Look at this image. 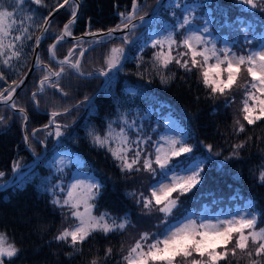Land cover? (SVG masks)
Segmentation results:
<instances>
[{
	"label": "trees",
	"instance_id": "1",
	"mask_svg": "<svg viewBox=\"0 0 264 264\" xmlns=\"http://www.w3.org/2000/svg\"><path fill=\"white\" fill-rule=\"evenodd\" d=\"M139 1L141 0H138V3ZM62 2L63 0H43V5H35L31 0H26L23 10L18 15L21 19L27 15L34 17L33 21L25 19V26H29L32 39L23 41V56L20 61H13L11 68L2 66L0 69L5 75V79L0 80V90L5 89L10 81L18 82L28 70L34 54L35 38L40 33V25H43L44 18L50 14V11ZM201 2V8L211 12L214 27L222 38L226 36L236 41V38L232 37L243 29L242 25L245 21L251 22L253 28L261 31L264 29V11L254 10L240 0H201ZM256 2L264 4V0H256ZM6 3L11 5L13 0H6ZM178 3L179 6L176 8L179 11L183 3L181 0ZM132 4L133 0H82L81 10L73 28L83 32L89 26L93 30L105 31L118 24L121 20L119 13L131 11ZM173 4H176L174 0H168L163 12L168 10L167 13L173 15L169 10ZM70 17L67 8L57 14L52 19L47 39L40 47L39 58L44 55L47 59L45 63L51 68H55L54 65L57 63L50 58L46 47L61 33V26ZM242 40L245 41L244 36ZM151 44L142 47V40H139L130 46L121 70L112 74L107 87L81 120L74 126H69L68 133L55 142L53 150L37 160L35 166L24 176L0 187V231L6 233L10 241H14L21 249L19 256L13 258L11 264H90L93 259H97L99 264H123L122 256L126 254L128 248L139 239L141 233L153 230V228L149 230L150 224L158 222V218L162 219L163 213L157 210L149 212L139 207L138 201L143 192L140 193L138 186L140 175L144 171L131 173L122 171L119 162L107 148L92 143V136L89 133L95 132L103 136L109 132V129L113 130L116 139L110 141V146L119 150L122 145L117 134L123 129L127 136H131L129 141L132 151L128 152L130 159L136 149L142 147L143 141L139 140L138 136H142V132H151L155 137L163 126V114L167 113L174 115L191 136L190 141L193 143L191 160H197L199 157L206 160L201 183L180 197L178 202L181 204L180 211L164 221V225L177 221L192 210L200 212L206 207L212 211L226 210L249 201L253 211L261 214L257 227L264 228V184L257 179L259 170L264 166V121L248 125L243 120L241 112L244 85L250 77L246 74L245 78L237 81L239 93L236 99L230 94L233 89L226 96L217 95L213 98L209 95L210 89L203 85L201 78H196L194 71L187 73L173 61L164 75L171 76L174 73L175 76L167 83H163L153 66L154 56L161 49L153 48ZM66 45V41L58 44L56 53L65 49ZM178 50L174 46V56L177 55ZM163 51L167 52V46ZM94 52L95 48H92L84 56ZM35 77L36 73H33L30 81L16 96L17 102L26 107L29 118L27 129L40 127L49 119L46 110L38 111L34 108L32 110L30 107L33 97L27 95L26 89H31L28 87L35 81ZM96 78L69 75L62 79L64 82L59 86L67 90L68 88L64 86L72 87L68 82L78 83L77 90L93 88L91 96L100 87V83L96 88L93 87ZM129 85L135 86L136 94L133 96L125 92ZM24 91L26 97L23 95ZM46 91V93L57 91L59 95V91L55 88L47 86ZM40 95L41 93H37V99H41L42 95ZM65 97L70 98L69 95L61 96L64 99ZM76 109L77 107L70 112ZM237 120L245 125L244 132L236 131ZM121 124H125L126 128H121L123 126ZM21 132L22 129L17 122H12L5 131L0 132V171L10 172L17 154H21L24 161L34 160L29 150L23 148L24 145L20 140ZM133 141L139 143H131ZM242 142H246L245 146L239 149L238 156L233 157L234 146ZM209 144L213 146L211 152L206 147ZM38 145L37 149L43 151V146ZM68 148L83 159L84 169L95 172L101 179L103 187L94 201L95 212L98 215L109 214L117 223L125 218L130 222L122 232L116 231L107 235L93 233L83 245L78 246L81 251H76L70 244L55 239L64 228L74 226V218L71 217L69 209L53 203V200L60 198L62 194L61 186L56 183L57 180H54L61 175V172L66 171L63 176L66 184L64 188H66L72 170L55 168L52 166V158L56 150ZM175 164L177 162L173 165ZM159 174L164 176L159 169L152 174L153 177L155 176L154 179L145 184L148 188V196L152 183L162 178ZM173 195L177 196L178 193ZM154 216H157L156 220L153 219ZM164 225H158L156 232L153 233H159ZM108 248L112 249V255L105 259V251ZM5 264H8L7 260ZM220 264L226 262L221 261ZM228 264H247V260L245 258L237 261L229 257Z\"/></svg>",
	"mask_w": 264,
	"mask_h": 264
},
{
	"label": "snow or ice",
	"instance_id": "2",
	"mask_svg": "<svg viewBox=\"0 0 264 264\" xmlns=\"http://www.w3.org/2000/svg\"><path fill=\"white\" fill-rule=\"evenodd\" d=\"M246 6L256 10L264 11V4H258L256 0H240ZM35 5H43V0H31ZM26 0H13L11 5L6 3V0H0V64L9 68L13 67V61H20L23 56V41L32 39L29 33V26H25V19L33 21L32 15H27L21 19L18 15L23 10ZM69 5L71 8V19L64 24L61 33L55 37V43L49 45L50 58L55 61L59 70L52 69L49 65L43 64L39 57L36 58L35 66H42L45 75L39 80V93H43L45 86L57 89L63 96H67L59 86V80L62 76L68 74L67 70L83 77H92L94 75L111 78L110 74L118 72L123 66V61L126 59L125 48L114 46L109 50V53L104 58L106 67L95 69L94 72H85L82 68L81 61L88 49L81 47L75 59H73L75 48L70 49L63 59H57L56 47L67 37L72 35L71 25L75 23L76 14L80 7L79 0H63V3L58 4L57 10ZM179 6V5H177ZM138 0H133L132 9L128 13H119L121 17L120 24L113 28L107 29L106 32L98 30L96 33H88L89 35H106L112 37L114 33L128 29L129 32L135 30L139 25L136 23L137 12L139 10ZM51 15V13L49 14ZM48 17L44 18L43 33L48 32ZM143 23L144 16L138 17ZM195 17L192 15V10L188 11L183 19L176 26L179 29H188L193 24ZM205 34H208L207 36ZM177 32L175 30L169 32L161 39L153 40L151 46L160 48L154 56L153 66L156 74L160 75L161 82L167 83L169 79L174 78L175 74L165 76V70L169 69V65L175 61V64L183 68L185 72L191 73L197 70L205 87L210 89L211 97L226 96L234 85L237 84L238 77L242 69L246 71L250 81H246L244 85V98L242 100L241 112L243 120L248 125H255L258 121H264V44L259 48L250 49L246 54L234 52L232 47L225 45L218 48L215 40L210 36V29L205 27L200 31L187 30L182 39L177 41ZM42 37L35 39V44L38 47ZM124 42H129L128 36H124ZM97 44L100 41H96ZM167 46V52H164V47ZM174 46L176 49L183 48L185 51H178L177 55H173ZM187 57V59H185ZM214 60V63H209ZM223 66V67H222ZM26 78V77H25ZM5 76L0 71V80H4ZM24 80L19 82L13 80L9 88L0 90V104H8L11 101L10 107L16 109L18 105L13 101V96ZM7 92V95H5ZM32 97L37 106L39 100L36 99L37 92L32 93ZM88 99V98H86ZM227 102V101H226ZM71 109L65 108L62 111H52L49 124L44 125L47 129L54 125V131L48 132V135L61 137L63 129L67 125H62L56 118L70 112ZM19 112L24 115L25 126L27 123L26 109L19 108ZM4 117L0 116V122L4 121ZM238 128L237 132H244L245 125L236 121ZM34 130L32 135H35ZM92 136V143L98 147L107 148L111 152L115 160L120 164L122 171L131 173L133 171H147L155 174L158 166L165 178L168 172L172 171L170 165L174 157H181L185 154L193 153V146L187 141L177 139L175 137L166 138L167 148L157 144L154 158L152 153H142L138 148L134 155L129 159L128 152L132 151L130 141L122 129L117 135L120 138L119 150H115L110 146V141L115 140L111 132L106 135L99 133H89ZM29 136L25 131L24 142L27 144ZM131 143L138 144V141ZM147 143V141H145ZM246 142L236 144L232 152V156L239 155V149L245 146ZM30 146V145H29ZM209 152L212 151V145H206ZM144 159L141 160V156ZM63 163V161H61ZM20 168L19 162L13 165L14 171ZM203 166L198 165L191 169L189 174L184 176L173 175L171 183H160L151 188L150 195L145 196L140 194L142 207L149 212L153 209L163 213V220L166 222L173 215V210L177 208L181 196L190 192L193 188L199 185L203 179ZM5 173L0 171V177ZM261 184H264V166L259 170L257 177ZM102 184L91 181L86 182L77 180L71 184L65 199L56 198L53 203L61 208L67 207L71 217L75 218L77 223L70 228H64L55 237L57 241H63L70 244L76 251H81L78 247L93 234L108 233L116 231H124L129 226V220L123 219L117 223L109 214L94 215L92 209L95 208L94 201L100 195ZM61 191H64L62 188ZM173 193L178 195L173 198ZM81 205L84 206V211H80ZM261 214L255 211H246L243 214L231 216L230 218L206 219V218H186L175 226H166L159 233L143 232L139 239L131 245L126 254L122 256L123 264H220L225 261L228 264V258L236 257L237 253H241V259L247 260V264H264V228H258ZM111 220V222H109ZM232 245L229 248V245ZM220 249V250H218ZM21 249L18 248L14 241L10 242L6 233L0 232V264H11L13 258L18 257ZM72 255V253H68ZM112 255V249L108 248L105 251V259ZM90 264H99L97 259H93Z\"/></svg>",
	"mask_w": 264,
	"mask_h": 264
},
{
	"label": "rangeland",
	"instance_id": "3",
	"mask_svg": "<svg viewBox=\"0 0 264 264\" xmlns=\"http://www.w3.org/2000/svg\"><path fill=\"white\" fill-rule=\"evenodd\" d=\"M82 1V0H81ZM168 0H165L164 2V6H166ZM180 0H174V2L176 4H173V7H169L171 10V14L173 15H169L168 10L166 12H163V8L161 9V11L158 14V17L156 18V20L148 25H145L141 28H137L136 31L134 32H129L127 31L125 34H123L124 36H128L129 38V42H124L123 41V37L121 36H116V39L112 40V41H107L105 42V44H99L95 46V52L92 54H89L85 57L84 61V65L82 66L83 70L85 72H90V71H94L95 69L101 68V67H106V65L104 64V58L105 56L109 53V50L114 47V46H123L125 48V55L128 53L130 46L136 44L139 40H142V44L144 46H147L148 44L152 43L153 40L155 39H161L163 36L167 35L169 32L175 30L177 32V36L176 39L177 41L181 40L183 35L186 34L187 30H191V31H200L201 29H203V27H205V22H207V27L210 29V36L213 40H215L217 47L218 48H222L225 45L232 47L234 52L239 53H244L246 54L250 49H255V48H259L260 46H262V44H264V29L261 31L257 28H253L251 27V22L245 21V23L242 25V30H240V32L236 33L232 38H236V41L230 40L229 37L224 36L222 38L221 34H219V32L216 30L215 23H213L212 20V15L211 12H209L206 9H202L201 8V0H181V2L183 3V6L181 8V10L178 11L177 5H179ZM157 0H141L139 1V10L137 12V18L139 16H143L145 14H147V12H149L151 10L152 7H154V5L156 4ZM69 11V13L71 14V8L69 7V5L66 7ZM192 10V15L195 17V20L193 21V24L189 26V28L186 29H179L176 26L179 24V22L183 19V17L185 15H188V11ZM130 12V11H129ZM128 13V12H125ZM172 16V17H171ZM176 17V18H175ZM159 21V24L155 26L156 22ZM121 20L119 21L118 24H120ZM26 25V23H25ZM117 25V24H116ZM115 25V26H116ZM114 26V27H115ZM164 26H168V27H164ZM61 26V30H62ZM113 28V27H110ZM98 30H92V32H96ZM149 35V36H148ZM206 36L208 34H205ZM148 36V37H147ZM243 36H244V40L243 41ZM67 39V38H66ZM64 40L67 42V45L65 47V49H63L62 51H59L56 53V57L57 59H63L68 51L70 49H73L75 47V45H80L82 47H84L85 44L89 43V42H94L96 41V39L90 40V39H86V41H80V40H73L72 42L68 41V40ZM104 39V38H102ZM238 39V40H237ZM85 40V39H84ZM64 41H62L64 43ZM61 42V43H62ZM52 43V42H51ZM51 45V44H50ZM101 45V46H100ZM139 48V46H138ZM46 51L47 53H49L48 49H49V45H47L46 47ZM80 47H77V49L74 52V56L73 59H75L76 54L79 53L80 51ZM178 51H184L183 48H180ZM64 53V55L62 56V54ZM185 59H187V57H185ZM40 60L43 61V64L47 65L45 62L47 61L46 57H44V55L40 56ZM209 63H214V60H210ZM23 65H27L26 63H23ZM2 66L7 67L3 64H0V69L2 68ZM55 68H52L54 70H59V66L54 65ZM66 67V72H68L67 75L62 76L59 80V84H62L64 81H62V79L64 77H67L69 75L74 76V72H70L67 70V66ZM223 67V66H222ZM8 68V67H7ZM22 70V69H21ZM196 78H201L199 74V72L197 70H193ZM36 73V77H35V81L32 82V84L28 87L31 89H26V91L28 92V94H30V96L32 95L33 92H37L39 93L38 89H39V80L46 74L45 71L43 70V67L41 66L39 68V70H35ZM115 72L111 73L114 74ZM246 71H244L242 69L240 76L238 77V81L241 78H245L246 77ZM77 75V74H75ZM5 76V75H4ZM78 77H81L79 75H77ZM75 77H73L74 79ZM77 78V77H76ZM83 78V77H81ZM96 84L93 86L96 88V86L101 83V78H96ZM250 81V78H249ZM11 82V81H10ZM8 82V85L6 86L5 89L9 88V86L11 85V83ZM10 83V84H9ZM68 84H70L72 87L69 88L67 86H64L66 88H68L67 90H64V92L67 93V95H69L70 98H61V96H63L60 92H58L59 95H57V91L54 92H48L46 93V88L47 85L45 86V93H41L42 97L41 99L38 98L39 100V106H37L34 102V99L32 101H30V107L34 109H37L38 111L42 110H46L48 112V117L49 119L44 122V124H42V126H44L45 124H48L51 120V112L52 111H57L60 110L62 111L65 108H72L73 105L76 106L77 104H83L86 105L84 103V99L89 98L92 89L91 88H87L86 90L83 89H76L78 85V83H74V82H68ZM237 85V84H236ZM234 85L233 90L231 91V96L236 99L238 97V93L239 90L237 88V86ZM237 88V90H236ZM76 89V90H75ZM4 90V89H3ZM75 90V91H72ZM245 90V89H244ZM125 92L127 94H131L132 96L136 94V90H135V86L134 85H129V87H127V89L125 90ZM7 92H5L6 94ZM56 93V94H54ZM26 94V92H23V95ZM40 95V96H41ZM25 96V95H24ZM26 97V96H25ZM37 99V97H36ZM15 103L18 105L17 108H25L23 106V104L21 105L20 102H17V99H15ZM26 105V104H25ZM56 106V108H55ZM83 106L81 107H77L76 110L72 111V112H68L65 115H61L59 117L56 118L57 121L64 123V124H70L72 122H75L77 118H79V114L81 112L84 111ZM17 113V115H16ZM19 115V116H18ZM0 116H3L5 119L3 122H0V132L1 131H5L6 128L8 127V125H10L12 122H17L20 124V127L22 129L21 132V139L22 143H23V148H26V143L24 142V129H23V124H24V115L20 112H17L16 110L14 111L13 108H10L8 106H1L0 107ZM125 121V120H124ZM127 124V122H125ZM162 123L163 126L159 132V134L156 136V138L158 139L156 141V138L153 137V134L151 132H142V136H138L139 140L143 141L141 152L142 153H152L153 154V158H154V154H155V150L157 147V144L163 145L165 148H167V143H166V138L169 137H175L177 139H183L185 141H187L190 145L193 146V143L190 141L191 136L189 135L188 132H186L185 130V126L172 114L167 113V114H163V119H162ZM123 125L121 128H126L125 124H121ZM128 126V124H127ZM91 127V126H90ZM69 127H66L63 129L64 134L61 136H65L66 133H68L67 129ZM31 129V128H26V132L29 136V144L32 148V150L34 151V153H36L37 155H42L45 152L48 151H52L53 147L55 146V142H57L59 138H57L55 135H48V132L50 131H54V126H51L47 129L44 128V130L42 131H36L35 135H32L33 131L35 130ZM91 128H89L90 130ZM109 129V132H113V130ZM114 134V133H112ZM130 135L128 136V138L130 139ZM40 140L43 142L44 147H43V151L40 149H37V147H39L38 144L42 145L40 143ZM141 141V143H142ZM145 141H147V143H145ZM43 146V145H42ZM27 149V148H26ZM191 155L193 154H185L181 157H174L172 160V164L170 165V167L172 168V171L168 172L167 178H165V176H161L159 174L160 177H162L160 180L155 181L154 183H152V187L157 186L160 183H164V184H169L171 183V178L173 175H177L179 176H184L189 174L191 169L196 168L198 165H201L204 167V162L206 160V158H202L199 157L197 160H191ZM210 156L213 157V154L210 153ZM141 158L143 159L144 156L142 155ZM25 159L23 158V156L21 154H17V156H15V160H13V162H19L20 164V168L18 171H14L13 167L12 170L10 172H5V175L3 177H0V187L4 186L6 183L14 180L15 178H21L22 176L25 175V173L27 171H29L31 168H33L37 162V160H30V161H24ZM61 161H63V163H61ZM175 162H177V164L173 165ZM184 164L186 165L185 167H180L179 165ZM14 165V164H13ZM52 166H54L55 168H60L62 169H69L72 170V173L70 174L69 178H68V184L67 187H65L66 184H64L65 182L63 181V176L65 175L66 171L64 173L61 172V175L55 179L54 181L57 180V184L59 183L61 186V189L63 188L64 191H62V194L60 196V200H63L66 198L67 196V191L70 187L71 184L75 183L77 180H82V181H86V182H91V181H95V182H99L101 183V179H99V177L96 175L95 172L93 171H87L86 169H84V162L83 159H81V157L79 155H77L72 149L68 148V149H59L56 150L54 152V156L52 158ZM154 167L157 169V171H159V167L154 165ZM156 171V172H157ZM140 180H139V191L140 193L143 192L144 195L148 196V191L146 188V183L152 179H154V177L152 176L151 173L144 171L141 175H140ZM173 195V194H172ZM176 196L173 195V198H175ZM181 199V198H180ZM179 199V200H180ZM140 200V199H139ZM139 207L143 208L141 203H139ZM180 205L178 203V206L176 209L173 210V215L178 213L180 210ZM142 210H146V209H142ZM155 210V209H153ZM80 211L83 212L84 211V206L81 205L80 207ZM148 211V210H147ZM246 211H253V206L251 205V202L247 201L246 203H242V205H237L235 208H231V209H226V210H219V211H212L211 209H209L208 207L203 208L200 212H196V211H191L188 212V214L186 216H183L181 218H179L177 221H173L171 224H165L164 225V220L163 218L160 219L158 218V222H156L155 224H150L149 226V230H151L153 228V230L149 231L151 233H153L154 231L156 232L158 225H164V227L166 226H175L177 224H179L181 221L185 220L186 218H195V219H200V218H206V219H213L215 220L216 218H220V219H225V218H230L231 216H236V215H240L245 213ZM92 212L94 215L99 216L94 208L92 209ZM101 215V214H100ZM112 218V217H111ZM157 216H154V220H156ZM114 219V218H112ZM73 224L75 225L77 223V221L75 220V218L73 219ZM111 222V220L109 221ZM2 232V231H0ZM9 239V238H8ZM10 241V239H9ZM11 242V241H10ZM232 245H229V248H231ZM241 253H237V256L231 257L229 256L232 260H237L240 261L242 260L241 257Z\"/></svg>",
	"mask_w": 264,
	"mask_h": 264
},
{
	"label": "water",
	"instance_id": "4",
	"mask_svg": "<svg viewBox=\"0 0 264 264\" xmlns=\"http://www.w3.org/2000/svg\"><path fill=\"white\" fill-rule=\"evenodd\" d=\"M164 2H165V0H157V2H156V5L153 7V9L151 10V11H149L147 14H145V15H143L144 16V21H143V23H141L140 21H139V19L137 18V20H136V23L139 25L137 28H141V27H143V26H145V25H148V24H151V23H153L155 20H156V18L158 17V14H159V12L161 11V9L163 8V6H164ZM63 3V2H62ZM70 3H71V0H70ZM79 4H81V1L79 0ZM67 5H65L63 8H59L58 10H57V7H55L52 11H50V13H51V15H48L47 17L49 18L48 19V25H45V27H49L50 25H51V22L53 21L52 19L57 15V14H59V13H61V11L62 10H64L65 9V7H66ZM80 7H79V9H78V11H77V14H76V18H77V16H78V14H79V12H80ZM71 18H69V20H70ZM68 20V21H69ZM76 20V19H75ZM67 21V22H68ZM66 22V23H67ZM136 28V29H137ZM63 29V28H62ZM135 29V30H136ZM107 30H105L104 32H106ZM127 31H129L128 29H124L123 31H121V32H116V33H114L113 34V36L112 37H108V36H106V35H95V36H93V35H89L88 33H93V32H84L82 35H80V36H69V37H67V39H70V40H73V39H83V38H90V39H96V41H100V43L99 44H102V43H105V41H109V40H114V39H116V36H121V37H123V35L122 34H124V33H126ZM49 32V31H48ZM48 32H46V33H43V29H42V27H41V29H40V33L37 35V37H42L41 38V40H40V43H39V46L37 47L36 46V44H35V47H34V51H33V56H32V59H31V62H30V67L28 68V70L23 74V76L21 77V79H23L24 80V83L19 87V88H17V90H16V92H15V94H14V96H13V101L15 100V98H16V96H17V94H19V92H21V90L25 87V85L30 81V79H31V77H32V74H33V72L35 71V69H37L39 66H35L36 65V58L37 57H39V49H40V47H41V45H42V43H43V41L45 40V38L47 37V35H48ZM97 32V31H96ZM96 32H94V33H96ZM36 37V38H37ZM105 37H107V38H105ZM102 38H105V39H102ZM96 41H94V43H92V44H89V45H87V46H85L84 47V49H90V48H92V47H95V45H98L97 43H96ZM97 75H94V76H92V77H96ZM26 77V78H25ZM20 79V80H21ZM19 80V81H20ZM108 80H109V78H106L105 77V80H104V83L97 89V91L95 92V94H93L91 97H89L87 100H86V105L84 106V111H83V113L81 114V115H79V118H77L76 119V121L73 123V124H70L71 126H74L75 124H76V122L83 116V114H85V112L87 111V109L90 107V105H91V103H93L96 99H97V97L101 94V92L104 90V88L107 86V83H108ZM18 81V82H19ZM7 95V94H6ZM10 104H11V101L8 103V104H0V106H2V105H6V106H8V107H10ZM11 108V107H10ZM75 107H73V108H70L71 110H73ZM14 110H16L17 112H19V108H16V109H14ZM27 113V112H26ZM27 117H28V115H27ZM28 121H29V118L27 119V123H28ZM27 123H26V125H27ZM60 123V122H59ZM49 124V123H48ZM62 125H67V126H70L69 124H63V123H61ZM45 125H47V124H45ZM52 126H54V125H52ZM23 129H24V135H25V131H26V126H25V122H24V124H23ZM37 129H39V130H44V126H40V127H37L35 130H37ZM30 144H29V141H28V143L26 144V147H27V150H29V152L31 153V155L34 157V158H36V159H40V158H43V156H44V154L45 153H43V155H41V156H37L35 153H34V151L32 150V148H31V146H29ZM45 148V147H44ZM46 151V150H45Z\"/></svg>",
	"mask_w": 264,
	"mask_h": 264
},
{
	"label": "flooded vegetation",
	"instance_id": "5",
	"mask_svg": "<svg viewBox=\"0 0 264 264\" xmlns=\"http://www.w3.org/2000/svg\"><path fill=\"white\" fill-rule=\"evenodd\" d=\"M76 20H77V18H76ZM76 20H75V23L71 25V32H72V35H71V36H72V37H73V36H80V35H82L85 31H87L88 28H90V27L88 26V27L86 28V30H84L83 32H82L81 30H78V31H77L76 29L73 28V27L75 26V24H76ZM67 21H68V20H67ZM67 21H66V22H67ZM66 22H65V23H66ZM65 23H64V24H65ZM64 24H63V26H64ZM62 28H63V27H62ZM47 37H48V36H47ZM47 37H46V39H47ZM46 39H45V40H46ZM73 40H80V41H83V40H81V39H73ZM73 40L68 39V41H70V42H72ZM52 41H53V42H52L51 44L55 43V39H53ZM84 41H86V40H84ZM84 41H83V42H84ZM87 44H88V43H87ZM87 44H85L84 47H85ZM77 47H80V48H81L82 46H80V45H75V47H74L75 50L77 49ZM84 47H82V48H84ZM83 58H84V57H83ZM83 58H82V61H81V65H82V63H83ZM81 77H83V76H81ZM96 77L101 78V83L99 84V85L101 86V85L103 84L104 77H102V76H96ZM96 77H93V78H96ZM83 78H91V77H83ZM106 87H107V86H106ZM83 101H84V103H85L86 99H84ZM77 105H78L77 107H79V106L82 107V106H83L82 103H81V104L79 103V104H77Z\"/></svg>",
	"mask_w": 264,
	"mask_h": 264
},
{
	"label": "bare ground",
	"instance_id": "6",
	"mask_svg": "<svg viewBox=\"0 0 264 264\" xmlns=\"http://www.w3.org/2000/svg\"><path fill=\"white\" fill-rule=\"evenodd\" d=\"M89 44H92V42H89L87 45H89ZM87 45H86V46H87ZM95 46H96V45H95ZM92 48H95V47H92ZM92 48H90V49H92ZM90 49H88V51H89ZM88 51H87V52H88ZM85 53H86V52H85ZM80 114H82V112H81ZM80 114H79V115H80ZM67 181H68V180H67ZM67 183H68V182H67ZM58 185H60V184H58Z\"/></svg>",
	"mask_w": 264,
	"mask_h": 264
}]
</instances>
